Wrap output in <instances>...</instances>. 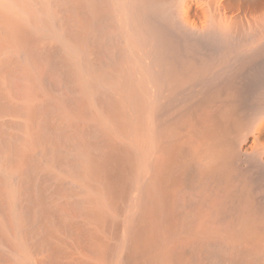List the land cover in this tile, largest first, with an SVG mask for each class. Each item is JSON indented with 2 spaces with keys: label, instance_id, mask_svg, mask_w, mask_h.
<instances>
[{
  "label": "bare ground",
  "instance_id": "6f19581e",
  "mask_svg": "<svg viewBox=\"0 0 264 264\" xmlns=\"http://www.w3.org/2000/svg\"><path fill=\"white\" fill-rule=\"evenodd\" d=\"M0 264H264V0H0Z\"/></svg>",
  "mask_w": 264,
  "mask_h": 264
}]
</instances>
